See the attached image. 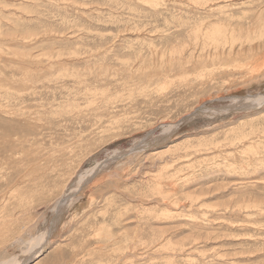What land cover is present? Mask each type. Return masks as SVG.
<instances>
[{"label": "rangeland", "instance_id": "1", "mask_svg": "<svg viewBox=\"0 0 264 264\" xmlns=\"http://www.w3.org/2000/svg\"><path fill=\"white\" fill-rule=\"evenodd\" d=\"M17 262L264 264V0H0Z\"/></svg>", "mask_w": 264, "mask_h": 264}, {"label": "water", "instance_id": "2", "mask_svg": "<svg viewBox=\"0 0 264 264\" xmlns=\"http://www.w3.org/2000/svg\"><path fill=\"white\" fill-rule=\"evenodd\" d=\"M187 118V117H186ZM136 149H138V147L136 146V147H134V149H132L131 151H130V153L131 152H133V150H136Z\"/></svg>", "mask_w": 264, "mask_h": 264}, {"label": "bare ground", "instance_id": "3", "mask_svg": "<svg viewBox=\"0 0 264 264\" xmlns=\"http://www.w3.org/2000/svg\"><path fill=\"white\" fill-rule=\"evenodd\" d=\"M2 146H3V145H2ZM17 264H22V263H18V262H17Z\"/></svg>", "mask_w": 264, "mask_h": 264}]
</instances>
